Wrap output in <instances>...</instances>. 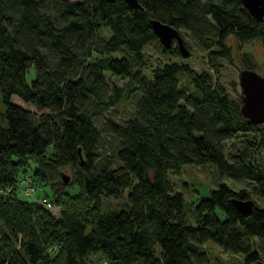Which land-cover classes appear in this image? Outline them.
Returning <instances> with one entry per match:
<instances>
[{
	"label": "trees",
	"instance_id": "1",
	"mask_svg": "<svg viewBox=\"0 0 264 264\" xmlns=\"http://www.w3.org/2000/svg\"><path fill=\"white\" fill-rule=\"evenodd\" d=\"M46 1L57 6L55 20L38 11ZM137 1L134 8L123 0H0V264H86L97 253L104 264H206L204 243L241 255L242 264H264L263 250L254 248L264 238V210L252 201L242 215L232 204L250 199L249 191L217 184L197 200L188 224L183 196L168 180L184 164H208L215 175L251 181L264 193V167L251 161L264 147V132L229 103L216 62L230 58L229 38L237 52L253 40L264 44V17L254 19L239 0ZM10 4L15 18L4 15ZM150 19L197 40L215 79L191 74L195 93L185 95L177 85L189 72L186 64L163 63L151 68L149 80L140 76L146 66L141 47L155 37ZM101 28L109 30L107 37ZM76 40L85 45L82 56ZM159 48L180 55L177 47ZM114 52L122 55L111 57ZM103 73L124 78V85L108 86ZM134 92L133 114L122 124L108 120L103 130L117 140V165L100 167L101 130L91 114ZM243 133L256 135L247 144L250 156L227 161L223 142ZM29 160L31 172L18 177ZM64 169L71 173L67 182ZM22 176L28 178L20 180L23 187L47 188L57 218L36 201L12 195ZM124 190L125 207L101 210V198L119 199Z\"/></svg>",
	"mask_w": 264,
	"mask_h": 264
},
{
	"label": "rangeland",
	"instance_id": "2",
	"mask_svg": "<svg viewBox=\"0 0 264 264\" xmlns=\"http://www.w3.org/2000/svg\"><path fill=\"white\" fill-rule=\"evenodd\" d=\"M68 2H76L78 0H67ZM203 1V0H201ZM57 6L53 1L43 2L39 6V13L46 18H53L55 20ZM17 8L14 5H8L4 8V15L15 18L18 15ZM178 33L181 36L184 46L189 52L187 57L173 56L169 53H163L159 48V42L156 37L144 43L141 47V53L146 62V66L140 71V76L145 80L150 79V70L156 65L163 63L174 62L177 64H186L189 72L180 74L178 77L177 89L185 95H193L195 93L194 86L191 82V74H201L207 76L210 81H213L216 77L211 66L208 64L206 58V49L190 34L183 30L178 29ZM101 36L107 37L109 30L107 28H101L99 30ZM75 50L78 51L79 56H82L85 45L80 44V41L76 40ZM227 44L230 47V58L228 60L224 58H217L216 62L219 64L217 69V80L221 83L226 91V96L229 103L239 110L241 92L238 84V72L242 68H250L256 71L258 74L263 75V59H264V44L260 40H253L248 43L242 44L239 51L235 50V46L231 38L228 39ZM171 48H176L175 42H172ZM41 51L46 52L50 59H54L52 52L48 50V46H44ZM122 54L120 52H114L110 56L119 58ZM32 70L28 71L27 80L32 78ZM104 81L108 86L115 84L118 87H122L125 83V79L118 76H113L108 73H103ZM11 102L19 104L25 109L30 111H36L32 105L21 102L18 98L11 96ZM138 100V93H131L127 98L121 99L116 103L109 106L108 111L101 114H91V120L93 125L99 129L100 140L98 141L97 154L98 164L107 165V167H115L117 161L114 158V151L117 146V140L114 136L103 132L108 124V120H113L119 124L130 117L133 114L136 102ZM1 110V101H0ZM2 112V111H1ZM255 130L264 132V124H257L254 127ZM253 133L238 134L232 139H228L222 144L223 155L227 161L235 162L239 158V155L244 159V155L250 154L247 152V144L250 140L255 139ZM256 140V139H255ZM259 152H255L251 155V161L254 166L264 167V147H260ZM25 169H19L18 177L20 173L22 175H29L31 167L34 165L31 160L28 161ZM62 174L70 177L71 173L69 170H61ZM264 175V174H263ZM22 178L20 177L15 184V188L12 190V195L19 199L26 200L28 202L35 201L38 197L47 195L46 198L51 201L49 193L46 187L36 188L33 195H27L23 189V185L20 183ZM168 180L175 191H178L183 196V209L185 212V220L188 224L194 223L193 218V207L197 200L208 195L209 190L213 189L217 184L222 183L227 185L233 190L246 189L251 193V200L254 202V206L264 210V193L258 189L253 182L248 180H233L226 176L215 175V171L211 165H194L184 164L181 167L180 174L174 175L169 174ZM128 190H124L121 193L119 199L113 198H101V210L103 212L119 209L125 207V196ZM2 199L7 198V192H2ZM52 202V201H51ZM52 206L49 208L42 207L52 217L57 218L59 215V209L51 203ZM2 225L0 223V232ZM258 245L254 244V248L259 246L264 252V238L262 241H257ZM6 249V247H4ZM200 249L205 252L207 256L206 264H242L241 255H233L228 252L221 250L219 247L204 243V247L201 245ZM86 264H104L102 257L97 253L91 255L89 258H85Z\"/></svg>",
	"mask_w": 264,
	"mask_h": 264
},
{
	"label": "water",
	"instance_id": "3",
	"mask_svg": "<svg viewBox=\"0 0 264 264\" xmlns=\"http://www.w3.org/2000/svg\"><path fill=\"white\" fill-rule=\"evenodd\" d=\"M123 1L129 7H139L137 0ZM239 2L246 12L257 21H261L264 17V0H239ZM149 24L153 35L163 48L168 49L174 41L181 57L184 58L189 55L178 29L156 19H150ZM238 84L241 92L239 107L241 116L248 124H264V76L253 69L242 68L238 72ZM61 179L63 182H67L68 177L61 175ZM232 204L242 215L249 214L252 208V200L250 199H234Z\"/></svg>",
	"mask_w": 264,
	"mask_h": 264
},
{
	"label": "built area",
	"instance_id": "4",
	"mask_svg": "<svg viewBox=\"0 0 264 264\" xmlns=\"http://www.w3.org/2000/svg\"><path fill=\"white\" fill-rule=\"evenodd\" d=\"M27 179L28 178H23L22 181L23 182H27L28 181ZM23 189H24V191H25V193L27 195H31L34 192V188L32 186L28 185V184H25L24 187H23ZM35 201L37 203H39L40 205H42L43 207H45V208H49V207L52 206V204L50 203V201H48V200H46L44 198H38Z\"/></svg>",
	"mask_w": 264,
	"mask_h": 264
},
{
	"label": "flooded vegetation",
	"instance_id": "5",
	"mask_svg": "<svg viewBox=\"0 0 264 264\" xmlns=\"http://www.w3.org/2000/svg\"><path fill=\"white\" fill-rule=\"evenodd\" d=\"M172 42H174V41H172ZM177 47V46H176Z\"/></svg>",
	"mask_w": 264,
	"mask_h": 264
}]
</instances>
